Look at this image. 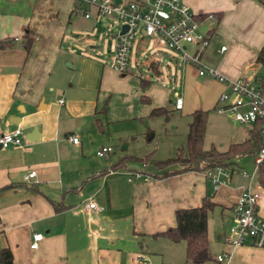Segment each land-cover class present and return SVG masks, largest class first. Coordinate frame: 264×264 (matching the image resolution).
Listing matches in <instances>:
<instances>
[{"label":"crops","instance_id":"0c3cea01","mask_svg":"<svg viewBox=\"0 0 264 264\" xmlns=\"http://www.w3.org/2000/svg\"><path fill=\"white\" fill-rule=\"evenodd\" d=\"M181 1L196 14L215 17L212 25L206 22L200 29L210 28L201 53L204 63L228 78L248 75L264 84V73L257 71L264 60L255 61L258 50L264 49V0ZM80 3L0 0V134L17 128L21 139L19 145L0 147V248H8L12 264H107V255L113 253L125 256L123 260L129 257L127 264L131 260L143 264L146 237V241L181 242L174 253L169 251L159 260V264L179 263L184 242L151 233L173 225L174 209L196 206L207 195L214 203L211 209H217L218 222L208 227L206 219L211 259L200 264H264V246L247 241L231 246L224 240L223 221L231 224L230 206L244 183L238 169L251 168V154L233 157L229 179L212 191L198 170L170 172L177 169L173 165L157 172L160 166L154 163L156 171H145L142 163L135 169L129 154L110 159L113 142L124 138L126 125L146 116L139 95L146 96L149 113L152 107L163 105L161 94L167 90L147 83L144 91L127 71L118 73L105 64L99 46L84 42L77 36L83 27L72 24L71 15ZM85 11L88 15L82 14L83 18L97 21L92 6L90 12ZM24 34L31 38L27 49L23 48ZM220 45L224 49L217 51ZM146 70L149 74L142 78L152 75L164 83L161 69L147 60ZM173 76L184 87L191 83L198 92L185 101L189 113L213 108L223 88L213 79L196 75L181 59ZM132 86L137 90L129 93ZM183 104L181 98L180 108L172 104V109L181 110ZM225 115L238 126L228 123V140L222 150L241 142L249 129ZM100 145L111 147L106 161L94 154ZM245 156L249 163L243 167ZM29 169L34 176L24 182L22 175ZM133 171L139 175L128 180ZM253 186L259 193L256 212L264 217V178L256 179ZM90 201L95 207L85 206ZM35 232L41 236L29 247ZM221 252L225 258L216 262L214 256ZM184 262L195 264L185 258Z\"/></svg>","mask_w":264,"mask_h":264},{"label":"built area","instance_id":"2783aa9c","mask_svg":"<svg viewBox=\"0 0 264 264\" xmlns=\"http://www.w3.org/2000/svg\"><path fill=\"white\" fill-rule=\"evenodd\" d=\"M83 2L94 9V18L106 16L117 21L118 29L111 35L115 38L110 67L118 72L127 70L129 52L134 36L141 35L154 42L157 47L168 49L179 54L180 59L191 65L196 75L205 76L223 85L217 94L213 109L217 113H228L230 118L239 124L254 127L260 137V144L251 155V168L238 169V175L244 180L240 192L230 206L231 224L227 227L224 240L231 246L245 241L252 245L264 246V217L256 212L259 193L253 186L256 179L264 178V84L251 76L228 78L220 74L214 67L204 63L201 58L203 49L208 44L210 28L202 31L199 24L206 21L214 23L212 13L196 14L181 0H74ZM88 13L85 11L83 16ZM125 29L121 31V26ZM13 37L11 40H15ZM224 49L220 45L217 51ZM181 106V98L175 95L173 108ZM70 140L76 142V137L70 135ZM21 142L19 129L0 134V147L19 145ZM111 147L98 146L94 154L106 161ZM108 172H112L108 169ZM213 190L226 182L230 177V169L223 165L205 167L201 170ZM130 177H137V171L129 172ZM34 176V170L29 169L22 175V180L28 182ZM88 208L95 207L94 202L85 204ZM38 232L32 233L29 247H34L40 238ZM138 259H143L138 256ZM223 252L214 256L216 262L224 260Z\"/></svg>","mask_w":264,"mask_h":264},{"label":"rangeland","instance_id":"374dc122","mask_svg":"<svg viewBox=\"0 0 264 264\" xmlns=\"http://www.w3.org/2000/svg\"><path fill=\"white\" fill-rule=\"evenodd\" d=\"M85 8H88L89 12L91 11V6H87L86 3H80L77 11L71 15L72 24L80 25L81 28H84L77 32V36L82 37L84 42L96 43L100 50L99 57L103 59L105 64L110 65L113 45L115 42V38L111 36V34L118 29L119 23L106 16H99L97 21H94L93 23L90 18L82 17V11ZM86 25L88 26L85 27ZM89 25L94 26L90 27ZM205 25L206 21L201 22L199 24V29H203ZM71 35L74 36L73 34ZM87 47L88 46H84V48ZM146 60L152 62L156 68L161 69V75L164 79L162 80L164 83L162 84L160 82L161 79L159 77H152V75H149V79H151L149 84L157 85L167 90V93L164 95L161 94L163 104L162 107L165 109V114L149 115L147 111L148 101H141V105H146V116L134 118L131 120L132 122L126 125L127 133L125 134L124 138L113 142L112 147L114 152L110 159H114V155L129 154L131 157H129L128 160L130 163H132L135 169L138 168V166L143 162V170L146 171L148 169L156 171L153 166L155 162L164 161L173 157L178 149H180L182 153H185L184 135L186 132V124L189 120V109H185V101L194 95L196 96L198 92H196V88H194L191 83L188 85V87H184L181 82L179 83L177 79H174L173 73L178 72L179 70V54L162 47H157L154 42H151L149 38L143 35H141L140 38L135 35L132 47L130 48L129 52L126 74L132 79H136L139 75H141V77L148 75L149 71L146 70ZM257 71L260 74L264 73V63ZM131 89L137 90V87H130L129 93L131 92ZM143 89L145 91L146 86ZM144 93L146 94V92ZM176 93L180 94L181 98L183 99L184 104L181 110L172 109L173 98L174 94ZM115 102H117V100H115ZM191 110L192 109H190V111ZM205 111L206 117L201 147L203 149H207L210 146H214L215 148L222 150L225 148V144L228 140L225 137V130L229 128L228 123H230V125L233 124L235 127L238 125L232 123L226 117V113L224 112L217 113L213 108H207ZM239 126L242 128L247 127L246 125ZM182 153L177 154V158L172 162L161 166L159 165V171L157 172L172 168L173 165L179 166L185 164V162L182 160L185 155ZM247 163H249V158L248 156H245L243 157L242 166L246 167ZM206 185L210 191H212V188L208 182H206ZM206 219L208 221V227L216 224V222H218L217 209L208 210L206 212ZM223 226L224 228H227V222L223 221ZM162 241L164 240L150 239L146 241V237L144 238L142 253L147 259L143 261V264H159V260L162 258V256H167L166 254L169 251L174 253V248L181 245V242L176 243L169 242L167 240H165V242ZM146 250L148 253H146ZM110 255H114L111 256L113 258L112 261H110ZM119 255L120 254L117 255L114 253L109 254V256L107 255V264H127L129 257L126 258V260H123L125 256L120 255L119 257ZM177 258L179 263H185L181 252L178 253ZM129 264L140 263L131 260Z\"/></svg>","mask_w":264,"mask_h":264},{"label":"trees","instance_id":"16d2710c","mask_svg":"<svg viewBox=\"0 0 264 264\" xmlns=\"http://www.w3.org/2000/svg\"><path fill=\"white\" fill-rule=\"evenodd\" d=\"M23 48L27 49L30 42V36L23 35ZM1 43V42H0ZM264 60V49H259L255 56L256 62ZM138 86L143 89L149 79L137 76ZM139 100L146 102L147 98L142 93L139 95ZM149 115L165 114V109L162 106L152 107L149 110ZM187 121L186 132L184 135L185 153L180 149L173 157L164 161L155 162L156 165H164L172 162L177 158V154L182 153L185 157L182 160L183 165L177 166L170 172L182 170H198L201 171L205 167L214 165H223L228 168L233 157L253 154L260 144V137L257 130L251 127L247 130V136L237 143H231L225 150L218 151L213 146L207 149L201 147L202 136L204 132L206 111L203 109H194L189 114ZM143 165V162H142ZM169 172H164V174ZM213 202L209 200L207 195L200 198L198 205L186 208H176L173 210L174 223L172 226L165 227L160 231L151 233V236H164L171 241L182 240L184 242V258L195 264H200L209 261L210 254L208 252L207 239L205 234L206 212L211 210ZM56 208V207H55ZM0 264H12L11 254L8 248H0ZM160 264H185L161 262Z\"/></svg>","mask_w":264,"mask_h":264},{"label":"water","instance_id":"95a60500","mask_svg":"<svg viewBox=\"0 0 264 264\" xmlns=\"http://www.w3.org/2000/svg\"><path fill=\"white\" fill-rule=\"evenodd\" d=\"M124 29H125V26H124V25H122V26H121V31H122V30H124ZM121 148H122V147H121Z\"/></svg>","mask_w":264,"mask_h":264}]
</instances>
